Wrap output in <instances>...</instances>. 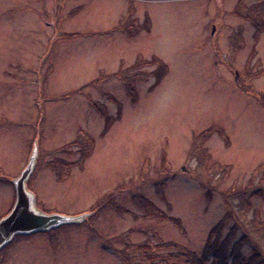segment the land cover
<instances>
[{
    "label": "rangeland",
    "instance_id": "obj_1",
    "mask_svg": "<svg viewBox=\"0 0 264 264\" xmlns=\"http://www.w3.org/2000/svg\"><path fill=\"white\" fill-rule=\"evenodd\" d=\"M36 141L40 208L94 213L0 264H157L223 218L264 264V0H0V218Z\"/></svg>",
    "mask_w": 264,
    "mask_h": 264
},
{
    "label": "water",
    "instance_id": "obj_2",
    "mask_svg": "<svg viewBox=\"0 0 264 264\" xmlns=\"http://www.w3.org/2000/svg\"><path fill=\"white\" fill-rule=\"evenodd\" d=\"M214 31V28H213ZM38 158V143H34L27 166L11 180L15 188V201L10 211L0 218V251L20 235L47 232L63 225L86 221L94 212L77 215L49 213L37 204V196L28 182Z\"/></svg>",
    "mask_w": 264,
    "mask_h": 264
},
{
    "label": "trees",
    "instance_id": "obj_3",
    "mask_svg": "<svg viewBox=\"0 0 264 264\" xmlns=\"http://www.w3.org/2000/svg\"><path fill=\"white\" fill-rule=\"evenodd\" d=\"M225 220L226 218L221 219V222L217 223L210 230V234L201 253L177 245L181 250L179 249L177 254L173 255V260L165 259L166 256H157L159 261L155 260V262L158 261L157 264H260L261 254L259 250L254 248L250 255H246L242 251V243L245 239H243L244 241H233L236 237L238 224L232 223L229 230L224 232L227 223ZM21 237L22 236H18L14 242ZM243 238L245 237L243 236ZM12 244L8 245L0 252V257L3 256V253H5ZM139 250L144 254L148 248H140ZM148 258L151 260L149 263L152 264L154 260L151 257ZM124 259L126 262L128 261L127 263L129 264H138L131 260L127 254L124 255ZM139 261L142 262V259Z\"/></svg>",
    "mask_w": 264,
    "mask_h": 264
},
{
    "label": "flooded vegetation",
    "instance_id": "obj_4",
    "mask_svg": "<svg viewBox=\"0 0 264 264\" xmlns=\"http://www.w3.org/2000/svg\"><path fill=\"white\" fill-rule=\"evenodd\" d=\"M28 236H30V235H28Z\"/></svg>",
    "mask_w": 264,
    "mask_h": 264
}]
</instances>
